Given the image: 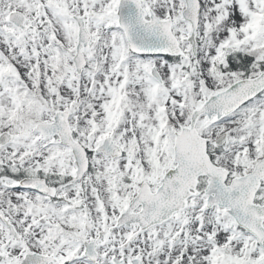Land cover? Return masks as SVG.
Returning <instances> with one entry per match:
<instances>
[{
    "label": "snow or ice",
    "instance_id": "snow-or-ice-1",
    "mask_svg": "<svg viewBox=\"0 0 264 264\" xmlns=\"http://www.w3.org/2000/svg\"><path fill=\"white\" fill-rule=\"evenodd\" d=\"M0 264H264V0H0Z\"/></svg>",
    "mask_w": 264,
    "mask_h": 264
}]
</instances>
